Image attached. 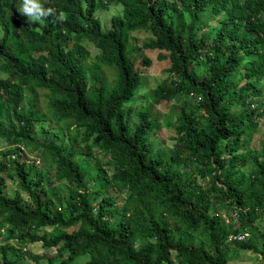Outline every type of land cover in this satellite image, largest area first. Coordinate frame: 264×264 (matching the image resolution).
<instances>
[{
	"label": "trees",
	"instance_id": "1",
	"mask_svg": "<svg viewBox=\"0 0 264 264\" xmlns=\"http://www.w3.org/2000/svg\"><path fill=\"white\" fill-rule=\"evenodd\" d=\"M107 1L121 4V11L104 28L95 10ZM41 3L62 12L63 22L49 16L30 26L13 17L11 1L0 0V69L6 73L0 78V138L11 144L0 149V233L7 227L0 264H23L22 245L12 236L56 248L54 255H29L34 264H51L56 256L59 264H73L79 254L88 256L85 264H229L227 234L249 232L264 209V141L255 152L239 150L256 126L249 98L260 93L253 80L264 77V0ZM200 11L219 27L197 25ZM142 27L153 38L141 46L167 58L171 75L154 87L153 99L195 95V103L176 105V140L166 155L149 137L158 119L141 109L131 126L125 108L141 80L131 31ZM81 37L96 47L92 58ZM140 61L151 62L147 56ZM26 83L44 89L47 109L33 97L22 103ZM43 120L72 125L68 142L51 125L37 131ZM91 138L110 154L112 171L93 156ZM17 143L36 151L51 173L38 170L33 178V162L9 155ZM245 154L252 160L247 176ZM13 178L29 201L18 191L5 192ZM41 181L63 182L64 191ZM115 191L125 193L121 203ZM228 211L232 222L225 224ZM46 225L60 227L50 235L35 231ZM198 231L206 235L200 242ZM231 241L264 255L250 240Z\"/></svg>",
	"mask_w": 264,
	"mask_h": 264
},
{
	"label": "rangeland",
	"instance_id": "2",
	"mask_svg": "<svg viewBox=\"0 0 264 264\" xmlns=\"http://www.w3.org/2000/svg\"><path fill=\"white\" fill-rule=\"evenodd\" d=\"M9 1H11L12 3L10 11L13 17H23L19 15L17 11V6L21 4L22 0ZM120 11L121 4L114 1H107L106 5L98 6L96 8L95 14L100 18L102 26L104 28H108L111 26L112 15ZM196 15L198 22L197 25L203 26V28H211L212 26L219 27V23L216 21V18L209 15L206 11L197 12ZM186 18L188 19L187 14ZM33 26L37 28L39 24H34ZM2 33L3 31L0 26V35ZM131 34L133 36L132 38H130L129 43H131L132 45H139V47L134 50V54L136 55V65L141 71V80L134 95L125 102V108H130L129 121L131 126H134L137 123L139 117L138 113L141 109H146L148 111L149 118L158 119L159 127L155 131H152L149 137L155 150L160 151L162 154L166 155L169 153V150L176 140L177 132L175 129V124L178 114L176 105H180L184 99L189 100L190 104L195 103V95L182 94L179 98L162 99L159 101H155L152 94L154 87L158 85L164 78H171V75L169 76V72L166 70L168 60L167 58L159 59L157 55V49L145 48L141 46L143 42L150 41L153 38V34L148 27L135 29L131 31ZM74 39L75 37L69 38V42L72 43ZM80 40L85 44V46L89 50V57L92 58L94 53L96 52V47L92 42L88 41L84 37H81ZM142 56L149 57L151 62L149 64L142 63L140 61ZM5 76L6 73L0 69V78H3ZM243 81L244 79L242 80V82ZM253 81L260 89L259 94H256L255 96L249 98V100L251 101V107L256 108L257 116L254 121L256 123V126L243 137V142L239 147V150L243 152L250 151L251 153L260 149L262 141H264V77L260 80ZM21 87L23 91L22 103L24 105H26L27 103L26 99L33 97L38 100L39 104L42 105L44 109L48 108L46 105L47 98L44 94L43 88H36L32 83L23 84L21 85ZM6 114L7 112H3L2 116ZM249 122L251 123L252 120H249ZM47 125H51L54 130L58 132L60 136L59 139L63 144H66L68 142L70 136H72L74 132V128H72V125L70 127H67L60 122L48 120L39 121L37 123L36 129L37 131H41L40 127ZM89 143L93 149V156L99 158L103 165L108 169V171H112L113 166L110 162V154L105 151L99 150L93 138L89 140ZM9 145L11 144L0 138V149L6 151V149H9ZM79 145H81L80 142ZM35 153L36 151L31 150L29 146H25V152L20 158L25 159V161L27 162L26 165H33L34 163L30 175L33 178L37 179L41 172L51 173V166L41 157L40 161L35 162L34 158L36 156H33L36 155ZM244 160L245 162L241 169L247 176L252 165L250 154H245ZM29 162L33 163L30 164ZM82 165L83 167H86L87 164L86 162H83ZM38 170L41 172L38 173ZM196 178L198 181L200 180L202 183L204 182V180H202L200 176H197ZM40 183L48 186L49 189L58 190L59 192L64 191L63 182L51 181L49 184H45L44 181H41ZM15 191H18L20 193L23 202L29 201L28 195L23 189H21L18 183V179H8L5 187V192L7 194H14ZM115 193L118 194L116 195L117 201L121 203L123 201L125 193L122 191H115ZM220 209L222 210L223 208ZM229 215H231L229 211L222 215V217H224L222 219L225 224L232 222V219L229 217ZM253 224L255 227L249 229L248 235L244 240H250L257 246V249L264 250V209L258 216L255 217ZM59 227L60 226L46 225L40 228H36L35 231L38 233H46L47 235H50L54 231H57ZM6 228V225L2 226L1 228L0 242H4V237L7 233V230H5ZM70 228L71 227H67V229ZM14 233H16V231H14ZM205 237L206 235L202 231L196 232L194 236L196 242H200V240ZM9 239L16 245H22L21 247L24 252V257L21 260L23 261V264H34V260L30 258L29 255L36 253L44 255H54L57 252L54 246L44 247L41 241H33L22 244L15 236L10 237ZM228 241L229 247L227 249V257L229 264H264V255H262L260 251L255 250L254 248L239 247L235 244V242L231 240ZM87 257L88 256L86 254H79L73 258V264H85ZM59 260L60 257L56 256L53 263L51 264H59Z\"/></svg>",
	"mask_w": 264,
	"mask_h": 264
},
{
	"label": "clouds",
	"instance_id": "3",
	"mask_svg": "<svg viewBox=\"0 0 264 264\" xmlns=\"http://www.w3.org/2000/svg\"><path fill=\"white\" fill-rule=\"evenodd\" d=\"M19 15L26 17V23L31 25L42 24L44 20L52 16L55 20L63 22L64 14L61 12L57 15L54 8H46L41 0H22L21 4L17 6Z\"/></svg>",
	"mask_w": 264,
	"mask_h": 264
},
{
	"label": "built area",
	"instance_id": "4",
	"mask_svg": "<svg viewBox=\"0 0 264 264\" xmlns=\"http://www.w3.org/2000/svg\"><path fill=\"white\" fill-rule=\"evenodd\" d=\"M14 147H16L15 150L9 153V155L11 157H15L16 152L20 155L24 154L25 147L23 144H21V143L14 144ZM34 161L35 162L40 161V156H36L34 158ZM247 235H248L247 230L237 231V232H229L227 234V240H244L247 237Z\"/></svg>",
	"mask_w": 264,
	"mask_h": 264
}]
</instances>
